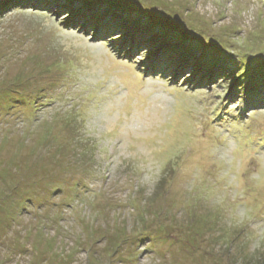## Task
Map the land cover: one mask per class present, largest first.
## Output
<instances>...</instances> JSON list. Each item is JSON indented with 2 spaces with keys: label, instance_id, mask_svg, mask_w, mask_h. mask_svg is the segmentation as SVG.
Returning <instances> with one entry per match:
<instances>
[{
  "label": "rangeland",
  "instance_id": "374dc122",
  "mask_svg": "<svg viewBox=\"0 0 264 264\" xmlns=\"http://www.w3.org/2000/svg\"><path fill=\"white\" fill-rule=\"evenodd\" d=\"M0 264H264V0H0Z\"/></svg>",
  "mask_w": 264,
  "mask_h": 264
},
{
  "label": "trees",
  "instance_id": "16d2710c",
  "mask_svg": "<svg viewBox=\"0 0 264 264\" xmlns=\"http://www.w3.org/2000/svg\"><path fill=\"white\" fill-rule=\"evenodd\" d=\"M210 62H211V65H212L213 64V59H211Z\"/></svg>",
  "mask_w": 264,
  "mask_h": 264
},
{
  "label": "bare ground",
  "instance_id": "6f19581e",
  "mask_svg": "<svg viewBox=\"0 0 264 264\" xmlns=\"http://www.w3.org/2000/svg\"><path fill=\"white\" fill-rule=\"evenodd\" d=\"M80 14V13H79ZM65 21V20H64ZM66 30V29H65ZM68 30H69V28H68ZM71 30V29H70ZM66 32V31H65ZM68 32V31H67Z\"/></svg>",
  "mask_w": 264,
  "mask_h": 264
}]
</instances>
